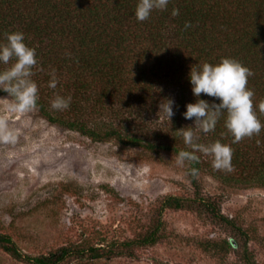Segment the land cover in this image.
I'll list each match as a JSON object with an SVG mask.
<instances>
[{
  "label": "trees",
  "instance_id": "trees-1",
  "mask_svg": "<svg viewBox=\"0 0 264 264\" xmlns=\"http://www.w3.org/2000/svg\"><path fill=\"white\" fill-rule=\"evenodd\" d=\"M136 3L0 0V40L5 33L19 30L36 49L38 65L33 66L32 78L38 85L36 110L43 118L93 141L176 156L187 148L176 129L193 123L181 115L185 104L196 99L188 79L190 67L232 57L253 72L247 87L255 93L254 109L264 123L258 108L264 100V0H169L166 9L153 10L143 21L134 16ZM173 8L179 9L178 15H171ZM186 21L190 26L185 27ZM5 67L0 63V70ZM53 69L58 78L55 89L48 86ZM57 93L71 96L68 108H51ZM0 95L7 93L0 90ZM200 96L217 99L205 93ZM167 98L175 100L171 122L159 110ZM223 119L213 131L200 134L199 142L219 139L231 144ZM231 147L234 168L230 172L214 169L211 157L202 153L199 161L186 162L193 196L164 197L154 225L136 238L106 244L83 240L30 255L0 232V249L27 264H96L121 256L134 258V249L158 243L164 238L161 214L165 209L193 211L228 223L216 197L204 194L199 174L205 172L226 187L264 188V127ZM192 167L198 169L196 174L190 172ZM235 247L237 242L221 240L203 249L223 261ZM241 259L244 264H257L247 248Z\"/></svg>",
  "mask_w": 264,
  "mask_h": 264
},
{
  "label": "rangeland",
  "instance_id": "rangeland-1",
  "mask_svg": "<svg viewBox=\"0 0 264 264\" xmlns=\"http://www.w3.org/2000/svg\"><path fill=\"white\" fill-rule=\"evenodd\" d=\"M9 102L0 95V115L18 138L0 142V232L22 252L45 254L83 240H130L154 225L164 197L193 196L186 164L177 166L175 156L93 141L49 123L37 110L8 113ZM199 181L204 194L219 201L228 223L165 209L158 243L134 249V258L96 264H244L245 248L264 264V188L226 187L205 172ZM221 240L237 242L223 261L203 249ZM0 264L27 263L0 249Z\"/></svg>",
  "mask_w": 264,
  "mask_h": 264
},
{
  "label": "clouds",
  "instance_id": "clouds-1",
  "mask_svg": "<svg viewBox=\"0 0 264 264\" xmlns=\"http://www.w3.org/2000/svg\"><path fill=\"white\" fill-rule=\"evenodd\" d=\"M169 0H137L134 16L143 21L150 17L153 10H164ZM179 14L178 8H173L172 16ZM190 21L185 22V27L190 26ZM11 61V63H10ZM0 63L7 65L0 70V90L7 93L10 102L5 106L6 112L24 114L38 108V85L32 78L34 67L38 65L36 49L25 42L22 31H10L0 40ZM43 70V69H40ZM253 75L252 70L239 60L232 57H222L218 63L207 61L193 64L188 73V79L194 102L185 104L181 115L192 119L193 123L176 129L187 148H181L175 156V164L184 167L186 162L199 161L202 153L211 157L212 167L216 170L232 171V155L234 149L231 144L239 142L244 137L259 134L264 123L258 118L254 109L253 89L247 87L248 77ZM58 78L55 69L51 72L48 86L55 89ZM205 93L214 97L212 101L201 98ZM71 96L55 94L50 101L53 109L63 110L70 106ZM218 101V102H217ZM175 100L165 99L159 104L168 120L175 115ZM260 112L264 113V100L258 104ZM223 116L226 134L232 137L231 144L219 139L209 143L199 142L202 133L213 131L217 122ZM225 135V133H221ZM18 138L16 131L9 127L6 115H0V142L14 143ZM190 149V150H189ZM192 174L198 169L190 168Z\"/></svg>",
  "mask_w": 264,
  "mask_h": 264
}]
</instances>
